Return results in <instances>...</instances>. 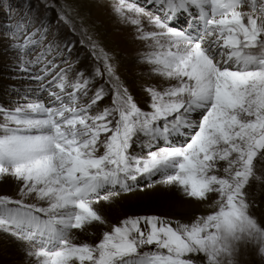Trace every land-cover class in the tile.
<instances>
[{"label":"snow or ice","instance_id":"obj_1","mask_svg":"<svg viewBox=\"0 0 264 264\" xmlns=\"http://www.w3.org/2000/svg\"><path fill=\"white\" fill-rule=\"evenodd\" d=\"M43 7L9 0L0 30L17 80L0 105V186H12L0 234L27 264H239L249 246L264 257L251 211L253 186L264 190V0H111L142 46V96L76 9ZM158 192L177 215L122 207Z\"/></svg>","mask_w":264,"mask_h":264},{"label":"rangeland","instance_id":"obj_2","mask_svg":"<svg viewBox=\"0 0 264 264\" xmlns=\"http://www.w3.org/2000/svg\"><path fill=\"white\" fill-rule=\"evenodd\" d=\"M8 2L9 0H0V3H2L4 6L2 9H0V30H3L5 25L9 23L5 15ZM32 2L35 6L40 8L41 12L45 11L43 7L44 0H32ZM85 2L86 0H47V3L49 4H55L59 6L61 3H65L77 10L71 13V15L75 19L78 29L81 22V18H83V26L89 30V34L92 35L93 39L96 40L105 50L114 55V62L118 66L117 71L121 79L130 86V90L133 91L134 95L139 94L142 96L143 93L140 91L139 85L147 81L146 79L148 78L146 76L144 78H139L135 76V74L137 73V71L135 70H122L123 65H121L122 62L120 61L122 52L118 50L115 41L110 39L112 30L108 28V24L111 22L113 25H116V27L119 26L118 19L114 16L111 11V0H87L88 7L83 6ZM48 15L51 17L52 24L55 25L59 19L56 11L49 10ZM113 30L116 31L117 29L113 27ZM59 31L61 39L68 38L76 42V51L77 53L82 54L83 64L85 63L87 69H91L96 64V61L87 51V49L79 43L81 36L78 33L73 34L72 28L69 25L63 24L62 22L59 25ZM14 75L15 74L12 71L11 55L5 51V43L0 40V103L2 102L1 105L8 106L10 105L12 100L15 99L14 95L11 92V86L17 84V80L14 79ZM135 88L137 89V91H135ZM0 192L9 191L2 190ZM253 192L255 193V207H253L251 211L252 214L257 218V220L261 222L262 225H264V190H262L258 185H254ZM156 194L154 193L152 197L147 198L144 196L141 197L140 195L134 193L125 194V196L128 195V198L123 200L122 203L124 202L123 204L129 214L156 213L177 215L175 213H172L171 208H167L168 205H166V203H164L165 205L162 204V206H164L162 207L160 204L161 202H158V199H155ZM153 200H157L156 202L158 203H155V206H149L151 201L154 202ZM208 211H211V209H208ZM13 244H15L14 240H12L10 237L4 236L3 234H0V264H2L1 258H14L12 250ZM238 262L239 264H264V257H261L259 252L255 248L249 246L247 248H242L241 254L238 257Z\"/></svg>","mask_w":264,"mask_h":264},{"label":"bare ground","instance_id":"obj_3","mask_svg":"<svg viewBox=\"0 0 264 264\" xmlns=\"http://www.w3.org/2000/svg\"><path fill=\"white\" fill-rule=\"evenodd\" d=\"M95 14H97V13H95ZM113 27L115 29H117V30L116 31L113 30ZM108 28L110 30H112L110 39L115 41L118 50L120 52H122V56H121V60H120L122 62L121 65H123L122 70H125V71H126V69H127V71H134L135 70V71H137L135 76H137L139 78H144L145 76L141 77V73L146 72V68L144 66L139 65L137 63V59H136L138 51L142 50V46L134 41L131 29L128 26H125V25L121 24L120 22H119V26H117V27H116V25H113L110 22L108 24ZM115 53H117V52H115ZM82 60H83V58L81 59V64L78 67L86 68L85 63L83 64ZM120 61H118V62H120ZM124 67H125V69H124ZM147 78L148 79H146V80H149V77H147ZM135 91H137L136 88H135ZM1 103H0V105H1ZM2 190H8L9 192H11L12 191V186L11 185L0 186V191H2ZM158 193H160V192H158ZM158 193L157 194L155 193L156 194L155 195L156 196L155 199H158V202H161L160 203L161 206H162V204L166 203V205H168L167 208L169 209L170 208V202H166V199H165L164 195L161 194V193L160 194H158ZM140 196L142 197V195H140ZM150 197H152V196H150ZM127 198H128V195H126L124 198H122V201L127 199ZM127 201H129V200H127ZM156 201H154V202L151 201L150 205L149 204L148 205L149 206H155L156 205L155 203H158ZM123 203H122V207H123V209H125L127 211V209H126V207L124 206ZM146 203H147V201H146ZM132 206H134V205H132ZM157 206H159V205H157ZM140 207H142V206H140ZM162 207H164V206H162ZM12 250H13V254H14V256L13 255L12 256L14 258H11V259H3V258H1V263L2 264H27V257L24 254V249L18 244V242L15 241V244H13V249Z\"/></svg>","mask_w":264,"mask_h":264}]
</instances>
